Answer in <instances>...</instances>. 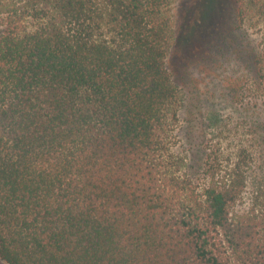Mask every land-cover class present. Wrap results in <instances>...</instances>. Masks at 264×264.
<instances>
[{"label": "trees", "instance_id": "1", "mask_svg": "<svg viewBox=\"0 0 264 264\" xmlns=\"http://www.w3.org/2000/svg\"><path fill=\"white\" fill-rule=\"evenodd\" d=\"M180 2L0 0L7 264H264V112L250 105L264 103V34L247 31L264 33V0H195L213 13L192 55L220 67L230 47L246 74L226 78L225 96L242 111L205 117L209 143L192 105L176 151L189 70L175 54Z\"/></svg>", "mask_w": 264, "mask_h": 264}, {"label": "rangeland", "instance_id": "2", "mask_svg": "<svg viewBox=\"0 0 264 264\" xmlns=\"http://www.w3.org/2000/svg\"><path fill=\"white\" fill-rule=\"evenodd\" d=\"M218 1L219 0H215ZM193 3V4H192ZM195 5V8H194ZM194 8V10H193ZM176 16V31L180 37L179 44L177 45V49L175 54L180 53V57L186 59V63H189V70L187 73V78L183 83V93L185 95V106L182 108V115L180 117V123L177 130V139L175 140L174 147L176 151H183L184 147L188 144V118L189 108L194 105L196 106L197 114L199 115V122L205 124L202 128L199 129L201 137L206 134L205 140L212 139L209 143L214 142L217 138L213 135L215 134L213 127L208 123L207 119L209 116L215 114L218 117H226L230 118L231 121H235L239 112L242 110L238 108V106L228 102L225 96V92L228 91L231 83L233 81H229L228 78L231 75H239L244 76L246 74L244 68L240 65L239 59L237 58L234 52H229L230 47L228 46L227 55H228V63L224 62L218 67V64L209 63L199 61L200 56L197 54L196 56L192 55L194 50L191 48V44H189L190 40L194 36L198 34L199 26L198 23L202 21H207L209 19V15L213 13V9L211 6L207 7L205 4H195V0H181L178 4ZM228 19V20H226ZM222 25L224 27L225 33H228L233 26L232 19L228 16ZM237 27V25H236ZM235 27V31H236ZM248 33L254 38V40L260 41L263 37V28L262 29H253L249 28ZM182 32V33H181ZM244 32V34H243ZM237 35H241V37L245 36V31L238 29ZM211 38L218 42L221 41V36L219 37L218 32H212ZM247 40V39H246ZM224 45V44H223ZM216 47H220V44L216 45ZM215 47V48H216ZM227 47V46H226ZM247 101V100H246ZM252 109L260 110L264 112V103L257 106L255 103H251ZM192 114V111L190 112ZM207 128V132L205 130ZM197 131V135H198ZM221 147L227 148V144L232 146L228 147L229 150H233L236 145L235 141L230 138H224L221 140ZM192 151V149H191ZM195 153L191 152V163H200L198 158H201V148L197 147ZM247 194V193H245ZM249 204L248 195L244 197V199L237 206V210L239 212L246 209ZM0 264H7L4 260L0 258Z\"/></svg>", "mask_w": 264, "mask_h": 264}]
</instances>
